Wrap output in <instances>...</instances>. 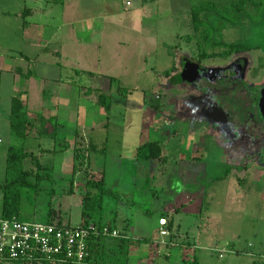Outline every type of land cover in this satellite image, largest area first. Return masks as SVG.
<instances>
[{
	"label": "rangeland",
	"instance_id": "1",
	"mask_svg": "<svg viewBox=\"0 0 264 264\" xmlns=\"http://www.w3.org/2000/svg\"><path fill=\"white\" fill-rule=\"evenodd\" d=\"M55 1L0 0V58L5 59L10 67L20 61V54L23 52L29 57L40 53L39 49H26L24 22H31L35 26L41 25L42 37L52 34L54 28L61 24L62 2L57 4ZM85 1L89 2V0ZM95 1L100 5L104 0ZM105 1H107L106 6L100 5L102 9L100 11L107 17L138 11L142 3L141 0ZM196 3V0H157L148 3L142 19L141 43L139 44V41L135 40L121 45L118 50L116 67L113 69V72L120 78L118 79L121 87L128 88L131 94L128 95V98L121 97L117 91V84L110 88L111 77L102 78L103 82H100L99 85L113 98V109L109 121H107L108 127L95 131L93 135L102 138L105 133H108L110 142L115 144V142L122 141L119 137L120 133H126L129 136L127 140L133 142H137L138 135L143 133L147 138L144 141L153 142L160 140V137L167 140L175 130H178L180 137L184 138V154L186 156H198L199 150L201 155L204 154V156L200 155L203 157V163L198 166L199 173L190 179L187 177L188 180H194L193 188L191 185L187 186L184 179L181 180L178 176L167 174L165 180L161 179L154 186L158 191L161 186L164 188L166 196L162 195L166 199L160 194V198H156L154 204H149L150 206L141 204L140 206L146 210L145 214L136 217L134 221L135 228L131 232L132 235L137 233L141 237L157 240L159 232L156 233V228L161 215L159 207L164 206L165 217L172 225V236L177 240L178 246L169 250L165 246L159 247L160 245L156 243L137 245L132 249V251L135 249L138 251L133 257L132 264L264 263V147L261 143L253 142L247 136L243 138L227 120H224V117H218L215 105L216 97H226L221 101L220 109L227 108L230 111L237 110L239 107L237 100L233 98L238 93L229 92L230 80L225 81V78L229 79L230 77L223 76L211 81L205 75H201L194 84L196 91L190 98L182 99V95L184 96L185 93H171L170 98L174 105L172 104L173 108L165 113L166 117L160 124L158 133L153 130L152 117L145 110V100L148 96H153L150 103L153 104L155 101L154 105L164 103L165 98L159 95L156 97L155 93L160 94L162 86L169 87L175 84L179 74L178 70L183 66L185 60L189 59L191 64L201 65L198 57L202 53L201 49L204 45L200 44L197 36L194 37L191 28V8ZM27 10H33L34 14L29 17L24 16L23 13ZM91 14L93 13H88V15ZM97 14L95 16H98ZM84 19L89 25L90 17L84 16ZM250 28V24H248L244 29L240 27L226 31V42L264 43V35H260L261 32ZM126 35L128 38L132 36L129 32H126ZM40 58L43 61H45L44 59L48 60L47 62L50 61L45 53ZM236 60L245 62L243 67H264V53L252 51L242 55L206 60L203 62V69H201L208 73H214L215 69H226ZM56 61L59 62L60 59L58 58ZM3 62L4 60L0 64L1 68H4ZM36 63L27 61L23 63L24 76L22 77L24 80L17 76L15 81L16 72L14 75L5 71L0 73V182H3L6 177L10 146L20 143L12 134L9 123L12 99L21 97V94L17 93L16 95L13 90L21 89L25 80L28 79L26 75L28 72L33 74L34 80L39 81L35 82L36 86L44 89L48 95L46 102L45 100L41 102L36 89L31 91L33 96L28 103L29 106L27 104L28 111L31 115L42 113L46 119L44 123H39L42 136L39 137L36 130L30 133L26 141L28 151L41 157V149L61 148L64 140L73 130H76L65 121L69 120L68 113L60 112V121L56 118L59 117L54 103L56 85L52 80L59 78V71L47 66L42 61L38 66L35 65ZM125 65L127 68L124 67ZM73 74L71 70L64 69L60 78L68 80ZM82 78H85L84 84L87 86H92L97 82L87 76ZM42 79L45 81L44 83L40 82ZM242 85V83L238 85L241 91ZM161 95L165 96V91ZM152 104L150 106L153 112L158 111L153 108ZM71 106L80 121L79 129L83 123L87 122L92 126L101 123L102 119L106 120L105 110L84 98L79 91H77ZM245 112H248V108L245 109ZM52 117V120L49 119ZM243 117L240 115L238 119L242 120ZM185 119H189L193 123L189 131L185 127L182 129L179 124ZM56 121H59L60 124ZM196 127L202 133H200L201 142L197 141ZM86 133L92 135L93 132L88 129ZM83 145L88 147L89 143L84 142ZM201 148L205 152L201 151ZM110 151L112 153V150H109V154L104 151L107 157L103 153H97L98 150L92 152L93 173L103 174L105 170L106 184L110 188L114 187L120 179L127 180L125 181L127 188L131 185L130 181H134L136 178L140 189L146 185L147 177H150L149 174L144 171H139L138 174L131 171L124 173L115 162L117 158L110 154ZM103 159L107 161L105 166L101 163ZM246 160L251 161L247 168L244 166ZM41 162L45 166L52 167L53 178L43 183L45 190L38 198L37 203L32 205L28 199L24 200L23 221L41 223L53 203L52 208L56 210L57 219L64 225L78 226L80 222L83 224L84 207L82 205L86 194L84 188L86 172H78L73 180L74 151L47 154L41 157ZM188 165L185 166V169ZM27 166L29 167V162L26 163ZM89 173L91 174V172ZM90 179L101 180H95V176H91ZM73 183L75 184V193L65 195ZM51 189L55 191V194L50 193ZM182 191L195 193L194 197H197V194L198 199H194L191 205L189 203L186 206L179 205V210L177 209L178 212H176L172 199L175 193L178 194ZM155 195L159 194L155 192ZM164 202L165 204H162ZM183 202H185L184 198ZM103 208L104 222H113L117 200L114 198L105 199ZM149 210H151V214L147 213ZM1 213L2 194L0 193V216ZM168 252L171 255L170 258L166 256ZM137 255L140 260L137 259ZM0 264L11 263L0 259Z\"/></svg>",
	"mask_w": 264,
	"mask_h": 264
},
{
	"label": "crops",
	"instance_id": "2",
	"mask_svg": "<svg viewBox=\"0 0 264 264\" xmlns=\"http://www.w3.org/2000/svg\"><path fill=\"white\" fill-rule=\"evenodd\" d=\"M55 2L57 4L59 2H62L63 17L61 24H59L58 27L54 28L52 34L49 35L47 34L46 37H42L41 25L38 24L37 26H35V24L31 22H28V25L23 24L24 34H25L24 43L26 45V49H30V50L39 49L40 53L29 57V55L23 52L20 54V61L14 63L12 67L8 65V62L5 59L0 58V64L2 60H4L2 65L4 68L0 67V73L5 71L8 74L14 75V73L16 72L15 81L18 78L17 76H19L24 80V78L22 77L24 76L22 67H23V63L26 61L37 62L35 64L36 66H38L42 61L44 62V64H47V66L59 71L60 73L59 78L52 80V82L56 85V89L54 91L55 92L54 103L58 110V116H59L56 118L57 120L60 121L61 114L59 113L60 112L68 113L70 115L69 120H65V119L64 120L66 121V123L71 125L73 129L76 130L75 131L73 130V132L64 140L65 141L64 144H62V146H60L61 148H59L58 150L67 149L64 152L66 151L73 152L76 143H80V144H84V142L86 144L89 143L96 146V149L98 150L97 153H103L105 154L104 156L106 157L107 155L104 151L108 153L109 150H112V153L110 151V154H112L117 158L115 162L119 165V167H121V170H123L124 173L127 171H131L134 174L136 173L138 174L139 171L142 172L144 171L147 174H149L150 177L149 176L147 177L146 185L142 186L141 189L138 186L139 182H137V178L136 179L134 178L135 179L134 181H130L131 185H129L128 188L126 187L127 183H125V181L127 180L125 179L118 180V182H116L114 187L112 186L110 188L107 185L109 189H111L113 192H116L119 195V198H116L117 208L115 213L116 215L114 217V219H116L117 230L121 232V235L125 236L126 238H131V239L146 238L139 236L137 233L135 235L131 234L132 230L135 228L134 221L136 217L140 216L141 214H145L146 211L144 208H142L143 206L140 205L144 204L150 206L149 204H154L156 198L157 199L160 198V194L161 196H163L162 194L165 195L164 188L162 186L160 188V191H158L157 188L154 186L155 183L159 182L161 179L165 180L167 174L169 176H173V175L178 176L181 180L184 179L185 184L187 186L191 185V187L193 188L194 180H188L187 177L190 179L191 177L196 176L197 173H199L200 171V169H198V166L201 163H203V157L201 156H204V154L201 155L199 150L200 143L197 145L199 150L198 156H186L184 154V147H185L183 142L184 138L183 137L181 138L179 131L175 130L173 135L169 136L167 140L164 139L163 137H160V140L158 139V141H153V142L161 143L162 151H163L162 154L163 160H156V161L143 163L140 161L137 155L138 149L144 146L146 143L152 142V141H148V142L144 141V139H147L144 136L145 134L140 133L138 135V139H137L138 141L133 142L127 140L129 136H127L126 133H120L119 137L122 141L115 142V144H112L110 142V137L108 133H105V135H103L102 138H97L96 135L95 136L93 135L95 131L99 129L104 130L108 127L107 121H109L112 110L109 115L106 114L105 121L104 119H102L101 123L97 125L94 124L92 126H90L91 124L88 125V123L86 122L81 124L82 130L79 129L80 121L79 119H77L78 117L76 113L72 110V106H71L74 101V98L77 95V91H79V88L72 83V81L70 80L71 78L68 80H64L60 77H61V72L64 69H69L73 73L75 70L82 72H90L97 76L96 78H90L92 80L97 81L91 87L101 88L102 90L103 87L99 85L100 82H103L102 78L113 77L114 79L120 81L119 76H117L113 72V69L116 67V63L118 60V54H119L118 50L121 45H125L129 43V41L132 42L137 40L139 41V44L141 43L142 32H143L142 19L144 18L146 7L149 4L143 5L141 3V7L138 9V11L129 14L123 13V14H119L118 16L114 15L107 17L104 16L103 12L100 11L101 9L100 5H103L104 7L106 6L105 4L107 3V1L105 0L102 1L100 5H98V2L95 0H89V2H86L85 0H56ZM88 13H93V14L88 15ZM96 13H98L97 14L98 16H95ZM84 16L90 17L91 21H89V25H87V23L84 21L85 20ZM94 17H96L97 20H95L96 18ZM126 32L132 34L131 38L127 37ZM44 53L47 54L50 60L49 62H47L48 60L46 59H44L45 61H43V59L40 58V56H43ZM58 58L60 59L59 62L56 61ZM124 67H126V65ZM26 75L28 79L25 80L24 85L21 87V89L13 90V91L16 93V95L17 93L18 95L21 94L20 98L22 101H24L26 107L27 104L30 102V100H32L33 95H31V91L33 89H36L39 101L42 102L43 100H45L46 102V98L48 97L46 91L36 86V84L39 81L33 79V74L31 72H28ZM121 75H123V73H121ZM82 79H84L85 81V78ZM40 82L44 83L45 81L42 79ZM111 86L112 84L110 83V88ZM164 91H165V96L161 95L164 94ZM190 91L191 90L188 87V84L170 85L169 87L167 85L162 86L160 88V94L155 93L156 95L155 94L154 95L156 97L157 95L164 97L165 101L164 103L161 102L162 104L161 109L156 112H153V109L150 106L151 104L150 102L153 96L146 97L145 110L147 114H149L152 117L153 130H156V132L158 133L159 126L162 123L163 119L166 117L165 113H168L170 111L169 109H172L171 106L172 100H170L172 99L170 98L171 93L182 92V94H184L185 92H190ZM184 96L182 95V97ZM167 103H169L168 106ZM42 110L44 109L42 108ZM59 121L58 123L60 124ZM179 124L182 126V129L185 127L189 131L193 123L189 119H185L180 121ZM88 129L92 130L93 132L92 135L86 133ZM76 133H78L79 136H77ZM200 133H201L200 129L196 127L195 134H197L196 138H198L197 141L199 142H201L200 136L202 134ZM203 148H201V151L205 152ZM93 161L94 158L92 155V162L89 168V171L91 172L90 176H95L96 177L95 180L104 179L106 182L107 175L105 170L103 171V174L93 173L92 171ZM101 163L103 166H105L107 163L106 159H103ZM186 165L188 166L185 169ZM155 192H157V194L159 195H155ZM194 195L195 193L192 194L190 192H183V191L178 194L175 193L174 198L172 199L174 203L173 204L174 209L179 210V205L186 206L187 203L191 205L194 199L196 198L198 199V195L196 194L197 197H194ZM163 198L166 199V197L164 196ZM183 198L185 199V202H183ZM176 200H177V204H176ZM178 200H180V202H178ZM162 204H165V202ZM159 209L161 211V215L159 219L166 218L164 213L165 210H163L164 206L162 207L160 206ZM178 210L176 212H178ZM150 211L151 210L147 211V213L151 214ZM81 223L82 222H80V224ZM168 228L172 229V225H170V222L168 223ZM159 229L160 227L158 222L156 233L159 232ZM161 240L162 238L158 237L157 240H154V243L158 245V242ZM165 240L166 242H168V244H170L169 247L178 246V244L176 243L177 240L174 239V236H171V238ZM136 246L137 245H135V247ZM159 247H161V245ZM136 250L137 249H135V251H132L131 253V262L132 260H134L133 257L134 255H136V252H138ZM136 257L138 260H140L139 255H137Z\"/></svg>",
	"mask_w": 264,
	"mask_h": 264
},
{
	"label": "trees",
	"instance_id": "3",
	"mask_svg": "<svg viewBox=\"0 0 264 264\" xmlns=\"http://www.w3.org/2000/svg\"><path fill=\"white\" fill-rule=\"evenodd\" d=\"M157 0H141L143 5L153 3ZM197 3L191 8V28L194 37L197 36L200 44H203L198 59L200 61L209 60L217 57H228L233 54L262 51L264 52V43H241L226 42L225 32L237 28H246L250 24V29L261 32L264 35V0H196ZM24 16H31L33 10H27ZM28 25V22H24ZM217 50L219 51L217 53ZM200 53V52H199ZM87 76L96 78L97 76L90 72H82L75 70L71 81L79 88L80 95L84 98L96 103L97 106L103 108L106 114H110L113 107V98L103 91L101 88H93L84 84L82 77ZM185 74L177 79V83L187 82ZM197 79H194L193 82ZM110 83L118 85V93L121 97L128 98L129 89L121 87L120 81L111 78ZM155 102V101H154ZM152 104L155 110H159L161 105ZM33 116V117H32ZM53 119V118H52ZM51 119V120H52ZM55 119V118H54ZM45 122V116L42 113L31 115L24 101L20 97L12 99L10 113V128L12 134L20 141L18 145H11L8 150L6 177L0 182V193L2 194V213L4 219L22 220L23 202L28 199L32 205L37 203L38 198L44 192V182L51 179L53 170L51 166H45L41 162L44 155L57 154L67 149H41V157L33 152H29L26 147V141L32 131L42 136V130L39 123ZM57 122V121H56ZM58 123V122H57ZM59 124V123H58ZM77 136L78 133H76ZM97 151L96 146L89 144L85 147L83 144L76 143L74 148V167L73 180L78 172H86V182L84 188L86 194L83 202V224H95L100 228L108 227L110 230H117L116 219L111 223L104 222V202L107 198H119L116 192L108 188L104 179L100 181L91 180L90 165L92 155ZM141 162H151L163 160L162 146L160 142H148L138 149L137 153ZM29 162V167L26 163ZM86 168V170H85ZM52 194L55 191L51 189ZM75 193V184L65 195H73ZM53 204V203H52ZM50 205V211L41 223L54 224L57 219L56 210ZM166 219V218H165ZM62 222V221H60ZM170 232L172 231L169 228ZM121 234V233H120ZM172 236V232H171ZM171 238V237H170ZM154 243L152 238H142L133 240L121 235V238H108L105 236L94 237L90 240L89 256L81 264H132L131 253L135 245ZM174 243V242H173ZM176 244V243H175ZM169 249L172 247H169ZM170 258V253L166 255ZM11 264H78L74 262H54L45 257H38L34 261H7ZM80 264V263H79ZM264 264V263H254Z\"/></svg>",
	"mask_w": 264,
	"mask_h": 264
},
{
	"label": "built area",
	"instance_id": "4",
	"mask_svg": "<svg viewBox=\"0 0 264 264\" xmlns=\"http://www.w3.org/2000/svg\"><path fill=\"white\" fill-rule=\"evenodd\" d=\"M158 245L168 246L165 239L171 237L168 220H159ZM121 238L119 231L95 224L78 226L29 223L0 217V259L4 261H34L45 257L54 262L82 263L89 256L90 240L94 237Z\"/></svg>",
	"mask_w": 264,
	"mask_h": 264
},
{
	"label": "flooded vegetation",
	"instance_id": "5",
	"mask_svg": "<svg viewBox=\"0 0 264 264\" xmlns=\"http://www.w3.org/2000/svg\"><path fill=\"white\" fill-rule=\"evenodd\" d=\"M245 53H237L233 55H242ZM204 61H200L201 65H195L191 64L189 59L185 60L183 62V66L178 70L179 74L176 79L181 78V76L185 74L188 81L178 84L176 80L174 85L188 84V87L191 89L190 92H185V96L182 97V99H185L186 97L190 98L194 95V92L196 91L194 84L199 80L201 75H205V77L211 81L223 76H229L230 78H225V81L230 80V84L228 85L229 92L235 91L238 93L233 98L237 100L239 107H237V110L232 109L230 111L227 108L220 109V103L223 98L225 100L226 97H216L215 105L218 117H224V120H227L234 130L241 134L243 138L247 136L253 142L261 143L264 147V67H243L245 62L242 60V62L240 60H236L235 63H232L228 68L215 69V72H210V74L205 70L202 71ZM194 68H196V71H193ZM194 79H197V81L193 82ZM239 83L243 84L242 91L238 88ZM246 108H248V112H245ZM240 115L244 116L242 120L238 119ZM250 163L251 161L246 160L244 162V166L247 168Z\"/></svg>",
	"mask_w": 264,
	"mask_h": 264
},
{
	"label": "water",
	"instance_id": "6",
	"mask_svg": "<svg viewBox=\"0 0 264 264\" xmlns=\"http://www.w3.org/2000/svg\"><path fill=\"white\" fill-rule=\"evenodd\" d=\"M193 71H196V68H194Z\"/></svg>",
	"mask_w": 264,
	"mask_h": 264
}]
</instances>
